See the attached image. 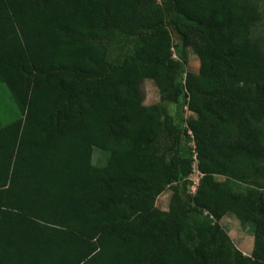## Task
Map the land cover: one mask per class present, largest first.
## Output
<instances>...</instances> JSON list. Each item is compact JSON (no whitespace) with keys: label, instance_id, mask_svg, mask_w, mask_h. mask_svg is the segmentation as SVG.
<instances>
[{"label":"trees","instance_id":"1","mask_svg":"<svg viewBox=\"0 0 264 264\" xmlns=\"http://www.w3.org/2000/svg\"><path fill=\"white\" fill-rule=\"evenodd\" d=\"M0 82L19 111L0 127V264H238L204 211L252 225L264 264V0H0ZM190 139L196 192L162 211Z\"/></svg>","mask_w":264,"mask_h":264},{"label":"rangeland","instance_id":"2","mask_svg":"<svg viewBox=\"0 0 264 264\" xmlns=\"http://www.w3.org/2000/svg\"><path fill=\"white\" fill-rule=\"evenodd\" d=\"M159 2V0H157ZM179 41L175 35H173V43L177 44ZM173 58H177L176 51L173 49ZM185 70L190 73H198L199 62L197 56L189 48L186 50V63L184 64ZM160 88L154 83L153 80L146 79L140 84V93L143 98V106L151 107L153 105H160L166 107L167 113V127L175 126V113H176V104L162 99V94L160 93ZM19 116V111L14 101L12 100L9 90L6 85L0 82V127H3L12 121H14ZM196 113L184 109L183 117L186 120L196 118ZM161 145H164V142L170 143V135L165 132L158 135ZM184 154L186 158L192 159V172L189 176V182L186 184L173 183L169 185L162 194H160L156 200L155 205L162 211H168L170 206L173 203V197L177 191L183 190L185 194L193 196L196 192V187L198 185L201 174L197 170V160L195 158V146L194 142L190 139L185 143ZM107 158V152L101 151L99 149H94L92 162L101 166L105 163ZM217 181H226V178L223 176H216ZM231 184L238 191H243L247 189V185L242 184L237 181H231ZM209 217L213 220L214 223H218L222 231H224L231 241V246L225 247L223 255L228 259H232L235 256V252L241 254V258L238 259V264H250L252 261L251 254L253 251V242H254V229L253 226L247 224L242 226L240 221L236 216L227 211L219 220H215L211 214L207 211H204L202 217L200 215L197 218L204 220V218ZM194 217L190 218V222Z\"/></svg>","mask_w":264,"mask_h":264}]
</instances>
